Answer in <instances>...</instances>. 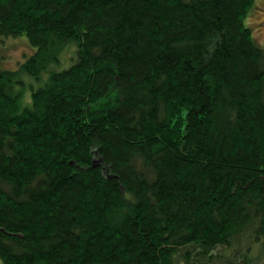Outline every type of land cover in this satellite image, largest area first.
<instances>
[{"label": "trees", "instance_id": "16d2710c", "mask_svg": "<svg viewBox=\"0 0 264 264\" xmlns=\"http://www.w3.org/2000/svg\"><path fill=\"white\" fill-rule=\"evenodd\" d=\"M254 1L0 0V264L264 255Z\"/></svg>", "mask_w": 264, "mask_h": 264}, {"label": "rangeland", "instance_id": "374dc122", "mask_svg": "<svg viewBox=\"0 0 264 264\" xmlns=\"http://www.w3.org/2000/svg\"><path fill=\"white\" fill-rule=\"evenodd\" d=\"M245 25L249 27L256 42L261 48H264V0H255L253 8L251 9L249 16L245 19ZM21 38V37H20ZM0 38V67L3 70H16L28 58L31 51L34 49L28 44L26 39L22 38ZM27 43V44H26ZM29 46V47H28ZM31 49V50H30ZM74 52L72 49H67L61 54L60 68H64L71 64V59ZM26 55V56H25ZM57 68V69H60ZM25 76L27 85L33 84L32 79L30 80ZM24 78V77H23ZM43 79H45L43 77ZM35 85V84H34ZM30 89L27 90V93ZM256 249V248H255ZM257 250V249H256ZM256 250H253L250 254V258L253 264H264V255L257 254ZM243 259H241L242 262Z\"/></svg>", "mask_w": 264, "mask_h": 264}]
</instances>
